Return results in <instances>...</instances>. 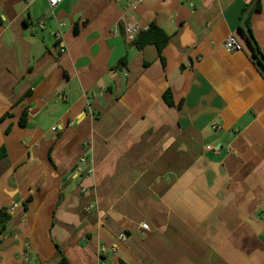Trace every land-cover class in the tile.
<instances>
[{
	"label": "crops",
	"instance_id": "1",
	"mask_svg": "<svg viewBox=\"0 0 264 264\" xmlns=\"http://www.w3.org/2000/svg\"><path fill=\"white\" fill-rule=\"evenodd\" d=\"M253 1L0 0V264H98L100 245L113 264H264ZM132 20L168 33L161 55L126 39Z\"/></svg>",
	"mask_w": 264,
	"mask_h": 264
},
{
	"label": "built area",
	"instance_id": "2",
	"mask_svg": "<svg viewBox=\"0 0 264 264\" xmlns=\"http://www.w3.org/2000/svg\"><path fill=\"white\" fill-rule=\"evenodd\" d=\"M65 0H48L49 3V7L51 12L53 13L56 9V7L61 4L62 2H64ZM144 0H133L131 7L136 8L139 4H141ZM39 25L41 28H45V17H42L39 20ZM64 24L62 22H57V30L55 31V38L58 42V49L61 53H64L66 51V47L63 44V32H62V26ZM148 29L147 25H143L140 22L136 21V20H132L130 22H128L125 26V37L126 39L130 42V41H134L136 36L138 35V33H140L141 31H145ZM225 46L229 49V50H234V51H240L243 49L242 44L238 41V39L233 36L230 35L229 37L226 38L225 40ZM92 116L94 117V113H92ZM53 130L56 129V127L52 128ZM86 147L90 146V143H85ZM80 163L82 165H85L87 168H83L82 166H77L76 167V173L77 175H89L90 173H92L93 169L89 166L90 162L88 160L87 155H83L80 158ZM15 206H13L12 208H14ZM141 228L144 230H148L149 229V225L147 223H142ZM121 240L126 241L128 236L125 233L121 234ZM113 250V252H116V248L112 247L111 248ZM107 253V247L104 245H100L98 248V255H99V261L98 264H113L110 261H106L104 258H102L105 254ZM27 259L29 260V262L31 264H33V260L30 257V255L27 256Z\"/></svg>",
	"mask_w": 264,
	"mask_h": 264
},
{
	"label": "trees",
	"instance_id": "3",
	"mask_svg": "<svg viewBox=\"0 0 264 264\" xmlns=\"http://www.w3.org/2000/svg\"><path fill=\"white\" fill-rule=\"evenodd\" d=\"M255 4L257 6H260V0H257ZM241 32L243 33V35L247 39L248 43L250 44V41L247 38V36L245 35V32L242 28H241ZM168 42H169L168 33L164 29L160 28L159 26H157L154 23L151 24L150 26H148L147 30L141 31L140 33H138V35L136 36V38L134 40V43L139 48H143L144 46L149 45V44H154L157 47L159 55H161L163 48L168 44ZM253 54L256 57L259 64H261L264 67V64L257 57L254 50H253ZM167 98H168V96H167ZM23 123H25V122L23 121ZM3 153H4V148L0 149V156H2ZM10 217H11L10 213L8 212V210L6 208L0 209V235L5 230L7 223L10 220ZM59 264H68V263L65 259H62V261Z\"/></svg>",
	"mask_w": 264,
	"mask_h": 264
},
{
	"label": "water",
	"instance_id": "4",
	"mask_svg": "<svg viewBox=\"0 0 264 264\" xmlns=\"http://www.w3.org/2000/svg\"><path fill=\"white\" fill-rule=\"evenodd\" d=\"M256 1H257V0H254L253 3H252V5H254ZM252 5H251V6H252ZM250 11H251V7H249V8L247 9L245 15H244L243 18H242V23H241V24H242V28L244 29V31H245V35L247 36V38H248L249 41H250L249 46H250L251 48L254 49L255 54H256L257 57L260 59V61L264 64V56H263V55L261 54V52L259 51V49H258V47H257V44H256V41H255V39H254V37H253V35H252V33H251L249 27L245 24V20H246L247 16L249 15Z\"/></svg>",
	"mask_w": 264,
	"mask_h": 264
}]
</instances>
